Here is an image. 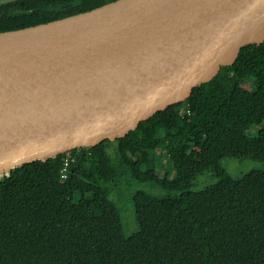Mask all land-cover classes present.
Listing matches in <instances>:
<instances>
[{"label": "trees", "instance_id": "obj_1", "mask_svg": "<svg viewBox=\"0 0 264 264\" xmlns=\"http://www.w3.org/2000/svg\"><path fill=\"white\" fill-rule=\"evenodd\" d=\"M111 1L0 0V32ZM226 157L263 166L232 177ZM0 264H264V41L137 131L0 174Z\"/></svg>", "mask_w": 264, "mask_h": 264}, {"label": "water", "instance_id": "obj_2", "mask_svg": "<svg viewBox=\"0 0 264 264\" xmlns=\"http://www.w3.org/2000/svg\"><path fill=\"white\" fill-rule=\"evenodd\" d=\"M0 41V174L138 130L264 41V0H114Z\"/></svg>", "mask_w": 264, "mask_h": 264}, {"label": "rangeland", "instance_id": "obj_3", "mask_svg": "<svg viewBox=\"0 0 264 264\" xmlns=\"http://www.w3.org/2000/svg\"><path fill=\"white\" fill-rule=\"evenodd\" d=\"M257 129L252 130L251 134H256ZM221 165L227 170V172L232 176V177H238L241 176L251 170L261 168L263 164L261 162L252 160V159H240V158H231V157H226L222 159ZM8 174V173H4ZM3 175V173H1ZM216 175L212 171H206L203 174H200L191 184V186L188 188L192 191H198L201 190L209 185L214 184L217 181ZM132 189H142L146 191H150L147 186L144 184H137L135 185ZM125 194L121 197L117 196L116 200L119 204V206L122 209V220H123V226H124V231L127 235H130L135 232L136 230V224L134 221V215H133V209L132 207H128V202L126 201L127 197L126 195L130 194L132 190H125ZM153 192H163L160 189H157Z\"/></svg>", "mask_w": 264, "mask_h": 264}, {"label": "bare ground", "instance_id": "obj_4", "mask_svg": "<svg viewBox=\"0 0 264 264\" xmlns=\"http://www.w3.org/2000/svg\"><path fill=\"white\" fill-rule=\"evenodd\" d=\"M16 36H17V34L0 35V41H2V40H8V39L14 38Z\"/></svg>", "mask_w": 264, "mask_h": 264}, {"label": "built area", "instance_id": "obj_5", "mask_svg": "<svg viewBox=\"0 0 264 264\" xmlns=\"http://www.w3.org/2000/svg\"><path fill=\"white\" fill-rule=\"evenodd\" d=\"M68 160H69V158L66 159V161H67V162H66V165H67V163H68ZM72 160H73V159H72ZM65 170H66V167L63 169V173H62V176H63V177L66 175V174H65Z\"/></svg>", "mask_w": 264, "mask_h": 264}]
</instances>
